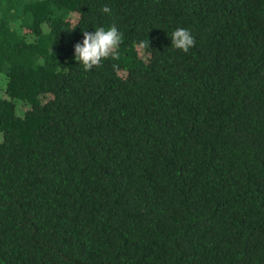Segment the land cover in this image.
Segmentation results:
<instances>
[{
	"label": "trees",
	"instance_id": "trees-1",
	"mask_svg": "<svg viewBox=\"0 0 264 264\" xmlns=\"http://www.w3.org/2000/svg\"><path fill=\"white\" fill-rule=\"evenodd\" d=\"M0 264H264V0H0Z\"/></svg>",
	"mask_w": 264,
	"mask_h": 264
},
{
	"label": "clouds",
	"instance_id": "clouds-1",
	"mask_svg": "<svg viewBox=\"0 0 264 264\" xmlns=\"http://www.w3.org/2000/svg\"><path fill=\"white\" fill-rule=\"evenodd\" d=\"M103 14H110L111 8L104 5L101 8ZM171 46L174 49L188 53L195 46V38L190 30L178 27L170 35ZM123 40V33L119 31L115 23L105 28L104 26L96 27L95 32H84L82 44L77 43L74 47L75 59L82 65L85 72L100 68L103 61L108 59H116L118 49ZM149 46V41L145 47Z\"/></svg>",
	"mask_w": 264,
	"mask_h": 264
}]
</instances>
